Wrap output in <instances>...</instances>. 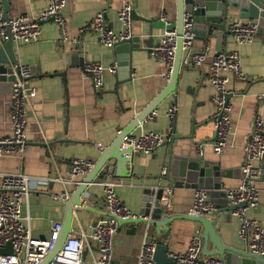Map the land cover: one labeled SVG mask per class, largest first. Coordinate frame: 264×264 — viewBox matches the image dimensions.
<instances>
[{
	"label": "crops",
	"instance_id": "obj_1",
	"mask_svg": "<svg viewBox=\"0 0 264 264\" xmlns=\"http://www.w3.org/2000/svg\"><path fill=\"white\" fill-rule=\"evenodd\" d=\"M125 1H131L133 9L142 17L133 20L134 35H141L145 40L151 36V29L153 47L163 38L165 23L160 19L161 11L164 10L176 25L177 15L173 12L175 0H69L64 16L67 18L69 33L77 36L79 42H64L58 24L52 20L42 23L39 41L14 44V54L19 62L32 68L33 83L38 95L34 105L28 109V148L22 158L0 155V182L5 173H24L46 179L31 191L24 202L23 215L29 218L27 221L35 239L47 240L54 225L65 221L66 206L61 198L65 185L59 178L67 176L70 162L75 157H87L94 161L95 167L102 153L129 128L137 115L147 110L167 85V66L151 50L134 54L131 81H126L128 72H121L124 74L121 78L118 69L116 73L107 71L104 86L96 89L92 81L84 77L82 67L86 61H99L105 67L117 64L114 47L102 46L97 34L89 26L96 14L103 12L110 26L116 31L120 30L122 25L117 11ZM7 3V16L11 18L20 13L38 14L49 5L50 0H7ZM5 8L4 0H0V10L4 12ZM237 22L252 21L242 19L237 14L228 21V25ZM81 28L86 30L81 32ZM195 44L198 48L209 44L211 53L219 48L223 51L237 48L230 34L221 43L217 38L200 36L195 39ZM238 48L242 52V67L246 79L238 81L232 75L230 77L229 100L233 104L232 121L236 133L222 155L214 152L215 131L212 118L215 105L212 103L214 90L209 81V56L201 66L183 64L176 92L158 105V112L152 119H146L131 134L139 135L142 127L146 132L163 133L166 135L164 146L148 156L134 151L131 165L126 170L127 177H120L122 171L119 174L113 166L108 174L100 172L82 196L88 205L75 207L72 227L75 231L84 228L89 232L94 224L109 216L103 186L100 184L106 179L112 178L121 183L117 187L119 198L134 213H142L146 190L172 185L170 180L165 179L167 158L172 147H182L188 155L217 161L221 163V170H230L222 178L226 190L240 185L245 146L252 132L253 117L260 105L257 94L264 92L262 36L258 34L253 43ZM10 98L11 92L0 95V136L11 134ZM173 103L179 106V112L176 129L170 132L167 111ZM199 144H204L202 155L198 154ZM90 172L80 179L81 182ZM80 184L70 185L72 195ZM259 187L260 206L248 211L247 215L259 220L264 226V180L260 181ZM193 193L192 187L181 188L174 185V204L166 213H189ZM216 198L217 216H207L217 220V232L221 241L237 249H247L248 245L238 234L240 220L230 212V202L227 205L225 197ZM203 231V225L199 222L189 219L174 220L170 223V251H185L192 235L200 236ZM145 234L148 240H157L155 226L121 222L114 236L113 264H137V254ZM212 245L209 240L208 248Z\"/></svg>",
	"mask_w": 264,
	"mask_h": 264
},
{
	"label": "built area",
	"instance_id": "obj_2",
	"mask_svg": "<svg viewBox=\"0 0 264 264\" xmlns=\"http://www.w3.org/2000/svg\"><path fill=\"white\" fill-rule=\"evenodd\" d=\"M68 2L69 0H50L49 5L38 14L20 13L11 18H5L0 10V47L9 40H12L14 44L39 41L42 36V23L52 20L58 24L63 41L76 44L79 38L69 33L67 18L64 16ZM132 10L131 1H125L118 9L117 15L122 28L117 31L106 21L103 12L96 14L89 28L97 34L98 42L102 46L114 47L117 43L134 36ZM160 14V19L165 23L163 38L151 51L157 59L166 64L168 71L165 80L169 81L177 53L178 32L168 14L164 10ZM193 26L192 14L186 13L183 21L182 65L201 66L210 56L209 81L214 90L212 103L215 105V114L212 118L215 131L214 152L216 155H222L236 133L232 121L233 104L227 99L230 93L228 86L230 77L232 75L238 81L246 79L242 67V52L238 46L253 43L260 32V27L253 22L230 23L227 30L237 48L232 51L222 50L211 53L212 49L209 44L201 48L196 47V34ZM85 30V28L80 29L81 32ZM12 68L16 78L12 82L9 100L11 134L0 136V155H14L22 158L28 148V109L34 105L38 91L33 83L31 66L18 62L12 65ZM82 71L84 77L91 80L96 89H100L104 86L105 73L107 71L116 73L117 64L105 67L99 61L90 60L84 62ZM257 100L260 105L253 117L252 132L245 146V161L240 169L242 180L237 187L227 189L226 197L231 206H234L230 210L231 214L240 220L238 234L241 240L248 245L251 252L262 256L264 255V226L259 220L247 215L248 211L258 208L261 203L259 184L262 181V164L264 163V92L257 94ZM157 112V110L153 111L147 119H152ZM178 112L179 106L176 103L168 108L167 118L170 132L176 129ZM165 141V134L156 131L146 132L142 127L139 135L126 136L123 144L124 146L130 145L135 151L143 152L148 156L163 147ZM203 149L204 144H199V155L203 154ZM94 165V161L87 157H75L70 162L67 176L59 178L65 185V190L61 195L63 200H68L72 195L70 185L80 184V179L86 176ZM45 180L24 173L2 175L0 182V248L11 242L13 252L2 253L0 264H40L54 251L62 223L57 222L54 225L47 240L35 239L31 234L30 223L27 221L29 218L23 215L24 202L27 201L29 194ZM100 184L103 186L109 216L94 224L89 232L84 228L76 231L72 228L61 250L47 264H113L114 236L119 228V220L139 219L144 216L141 213H134L119 198L117 187L121 183L111 178L101 181ZM153 188L163 189L160 198L161 205L165 211L171 209L174 204V186ZM193 198L189 210L190 215L217 216L218 207L207 188H194ZM80 201L75 206L76 208L88 205L86 199L82 198ZM242 203L245 204L240 206ZM144 237L137 254V264H156L154 252L157 242L153 239L148 240L146 234ZM202 247L201 236L192 235L185 251H169L168 255L175 259L173 264H223L218 256H205ZM85 250L87 254L84 256Z\"/></svg>",
	"mask_w": 264,
	"mask_h": 264
},
{
	"label": "water",
	"instance_id": "obj_3",
	"mask_svg": "<svg viewBox=\"0 0 264 264\" xmlns=\"http://www.w3.org/2000/svg\"><path fill=\"white\" fill-rule=\"evenodd\" d=\"M5 11L3 16L8 18V3L4 0ZM173 12L177 15L176 29L178 32L177 39V53L175 61L173 63V71L170 80L167 82L165 89L158 95L154 101L150 103L147 110L142 114L137 115L129 128L121 133L119 138L106 149L100 159L97 161V165L93 167L90 174L81 182L73 195L68 200H63L66 206L65 221L62 224V228L58 237L57 245L53 252L43 259L40 264H47L55 257L63 247V244L67 240L66 237L73 227V219L75 217V206L80 203L83 194L89 187V184L93 183L96 176L102 172L108 174L111 168L117 169L120 177H127L126 170L131 165L132 157L135 149L132 146H124V138L133 133V131L144 122L147 117L155 111L159 104L170 94L176 92L177 83L181 73L182 67V35H183V21L186 13H191L194 19L193 31H195L196 38L202 36L207 39L217 38L218 42H224L229 31L227 30L228 21L237 14L242 19H247L253 23H257L260 27L259 34L262 36L264 43V0H175L173 3ZM132 18L138 19L140 17L135 9L131 12ZM151 36L143 40L141 35H134L131 38L126 39L114 46V51L117 54V69L120 71L119 76L123 78L121 72H128V78L126 81L132 80L130 72L133 69V59L136 52H145V50H151L153 48V37L151 29L149 30ZM145 45V47H143ZM14 42L12 40L7 41L0 47V95H4L11 92L12 82L16 76L13 71L12 65L19 62L18 58L14 54ZM222 51L219 48L218 52ZM125 81V80H124ZM227 99H230L228 94ZM168 170L165 179L170 180L172 185L176 187H192V188H207L210 191V195L214 203H216L218 196L226 198V204L228 205L227 190L224 187L223 177L230 173V170H221V163L217 161L202 159L198 156L188 155L184 152V149L172 147L169 151L168 158ZM262 180H264V163L262 164ZM163 189L156 190L149 188L145 191L144 205L142 209L143 218L129 220L120 219L121 222L134 223V224H146L147 226L153 225L156 229L157 245L155 248V260L156 264H173L175 259L168 255L170 251L169 231L170 223L176 219L192 220L199 222L203 225L204 231L201 236L203 243L202 252L210 254L212 256H220L223 264H264V255H258L250 251L249 248L245 250L237 249L231 245L225 244L221 241L220 235L217 232V220L212 219L209 216H193L187 214H169L166 213L161 205V195ZM242 203L240 206L244 205ZM234 206L230 207L232 210ZM209 240L213 245L208 248ZM13 245L8 243L5 247L0 248V255L2 253H12ZM87 254V250L83 255Z\"/></svg>",
	"mask_w": 264,
	"mask_h": 264
}]
</instances>
